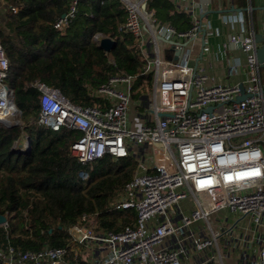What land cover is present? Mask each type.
Instances as JSON below:
<instances>
[{"label":"built area","instance_id":"obj_1","mask_svg":"<svg viewBox=\"0 0 264 264\" xmlns=\"http://www.w3.org/2000/svg\"><path fill=\"white\" fill-rule=\"evenodd\" d=\"M79 1H70L55 27L75 16ZM120 1L126 12L123 27L134 36L146 61L143 71H152L150 90L138 101L146 112L133 109L136 75L120 69L92 90L105 98L102 106L76 103L59 87L35 79L31 84L40 91V110L29 123L78 130L69 150L83 164L105 154H133L137 161L133 175L113 207H134L136 221L112 230L99 224L98 211L84 212L67 227L66 245L23 249L9 241L0 243L4 264H184L186 238L196 250L217 244L219 231L210 220L212 213L228 209L250 215L257 224L264 219V73L255 31L246 32L241 11L223 12L224 21L240 24L230 42L245 52L249 76L242 83H207L208 75L190 60L200 32L213 30L188 6L190 0H178L191 11L192 25L186 30L159 23L147 0ZM102 35L93 38L98 41ZM164 42L180 51L176 60L162 54ZM8 69L0 43V121L17 122L23 133L22 119L8 120L11 114L20 115L12 101L14 89L7 83ZM138 116L143 119L140 125ZM87 175L80 172L82 179ZM187 197L193 208L178 222L172 221L168 210ZM196 220L205 222L207 236L190 230ZM1 223L8 225L6 220ZM171 235L176 246L166 242ZM243 264H264V245L255 262Z\"/></svg>","mask_w":264,"mask_h":264},{"label":"trees","instance_id":"obj_2","mask_svg":"<svg viewBox=\"0 0 264 264\" xmlns=\"http://www.w3.org/2000/svg\"><path fill=\"white\" fill-rule=\"evenodd\" d=\"M70 1L5 0L0 11V43L9 59L7 83L30 138L28 149H15L22 127L0 121V213L8 224L0 223L1 244L9 241L23 249L66 245L67 227L84 212L98 211L99 224L112 230L133 225L137 218L134 207H113L133 175V154H105L83 164L69 150L78 130L29 123L40 110V91L31 84L35 79L59 87L76 103L99 106L105 98L93 88L120 69L136 75L133 98L138 88L152 83V71H143L146 61L134 36L123 27L121 1L80 0L75 16L55 27ZM147 6L158 20L179 30L192 24L190 14L171 0H147ZM96 33L117 44L103 50L93 38ZM25 138L22 134L17 144L24 147ZM82 170L88 174L85 179Z\"/></svg>","mask_w":264,"mask_h":264},{"label":"crops","instance_id":"obj_3","mask_svg":"<svg viewBox=\"0 0 264 264\" xmlns=\"http://www.w3.org/2000/svg\"><path fill=\"white\" fill-rule=\"evenodd\" d=\"M171 1L177 9L187 11L191 16V21L192 15L188 6H193L198 16L202 18L203 22H208L211 30H213L211 33L200 32L194 41L190 60L197 71L208 75L207 83L224 82L234 84L245 81L249 76L245 52L242 48L230 42V36L233 33L240 32V24L235 23L232 26L230 22L224 21L221 15L223 12L241 11L245 17L246 32L254 30L255 33L264 34V0H190L188 6L178 0ZM4 3L5 0H0V9H2ZM157 21L166 24V22L158 19ZM216 28L219 30L218 33L215 31ZM168 43L164 42L162 44V54L174 58L177 50H174ZM226 44L228 46L224 51ZM165 49H172V52L165 54ZM260 67L264 73V65ZM192 208L193 201L190 197H187L171 207L168 210V216L172 221L178 222L181 216L188 213ZM211 216L218 219L214 227L219 231L217 244L202 250H196L191 243V238H186L183 242L186 252L182 254L184 264H243L255 262L260 247L264 245V219L263 222L257 224L250 215H239L228 209L216 211ZM221 216L224 218L221 219ZM152 222L153 219L150 223ZM190 230H199L203 236L208 235L203 220L192 222ZM166 242L172 246L177 245L174 235L167 237Z\"/></svg>","mask_w":264,"mask_h":264},{"label":"water","instance_id":"obj_4","mask_svg":"<svg viewBox=\"0 0 264 264\" xmlns=\"http://www.w3.org/2000/svg\"><path fill=\"white\" fill-rule=\"evenodd\" d=\"M255 38L256 41L258 42V46H257V57L258 60L260 62V65H264V35L262 33H255ZM98 45L105 51H110L116 44V40L111 38L110 36L107 35H102L101 37H99L98 39ZM174 42V41H173ZM172 52V49H165V54H170ZM180 53V51H176L174 54V59L176 60L178 57V54ZM244 95H242L240 98H243ZM14 103V99L12 100ZM209 109H211V107H209ZM4 123H6L4 121ZM8 125H10L9 123H6ZM13 124H17V122H14ZM30 147V138L28 136L27 138V149ZM6 220V216L4 214L0 213V223L4 222Z\"/></svg>","mask_w":264,"mask_h":264},{"label":"rangeland","instance_id":"obj_5","mask_svg":"<svg viewBox=\"0 0 264 264\" xmlns=\"http://www.w3.org/2000/svg\"><path fill=\"white\" fill-rule=\"evenodd\" d=\"M1 10V9H0ZM142 89H144V91H149L150 90V87L149 86H147V87H145V88H138L137 90H139V94L136 96V98H134L136 101H137V104H136V108H133L134 109V111H136V112H140V111H142V112H146V109H145V106H142L141 105V103H138V101L140 100V99H144L145 97H146V93H144V91L142 90ZM134 106H135V104H134ZM133 111V114H135V112ZM14 117V118H13ZM19 119H21V117H20V115H12V118L10 117L8 120H9V122H13L12 120H19ZM23 121V120H22ZM142 121H143V119H141V118H139V116L137 117V124H141L142 123ZM22 134H25L26 135V138H25V140H24V143H26L25 144V146L24 147H21V146H19L18 144H17V142H18V140L21 138V136H22ZM27 138H28V133L26 132V130L23 132V133H21V135H20V137L15 141V144H14V148L15 149H17V150H20V151H24V150H26L27 148H25V147H27ZM222 214V213H221ZM224 217L223 216H221V219H223ZM210 220H211V222H212V224H213V226L215 227L216 226V220H218L217 219V217H213V216H211L210 217ZM263 222V221H262Z\"/></svg>","mask_w":264,"mask_h":264},{"label":"bare ground","instance_id":"obj_6","mask_svg":"<svg viewBox=\"0 0 264 264\" xmlns=\"http://www.w3.org/2000/svg\"><path fill=\"white\" fill-rule=\"evenodd\" d=\"M11 115H14V114H11ZM12 118V116H10ZM14 118V117H13Z\"/></svg>","mask_w":264,"mask_h":264}]
</instances>
